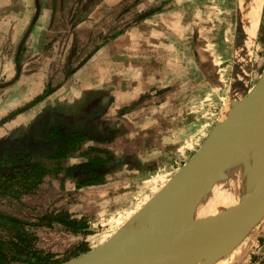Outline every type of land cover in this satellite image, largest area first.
<instances>
[{
	"label": "rangeland",
	"instance_id": "rangeland-1",
	"mask_svg": "<svg viewBox=\"0 0 264 264\" xmlns=\"http://www.w3.org/2000/svg\"><path fill=\"white\" fill-rule=\"evenodd\" d=\"M16 1L14 12L23 13V19L29 3L28 23L2 25L0 83L14 77L18 44L29 28L31 31L19 82L0 89V97L21 81L17 92H24L23 102L17 103L21 95L16 94L9 110H2L0 104V118L12 109H27L25 105L49 86L46 96L33 102L21 120L45 111L74 117L93 113L96 127L112 130L108 140L91 136L70 158L49 161L50 172L31 194L19 187L0 191V241L10 243L17 234L29 236L35 247L63 260L78 245L86 244L91 250L104 242L119 227L115 221L125 222L156 194L221 118L230 104L233 71L238 64L239 0H107L114 4L98 0L97 11L95 7L90 13L94 20L87 18L76 30L70 28L71 10L74 13L76 9L69 8L75 0H65L66 9L59 6L62 3L55 5V0H38L41 7L34 23L37 0ZM245 1L241 0V6L247 16ZM253 4L260 10L258 1ZM47 10L51 16H44ZM45 18L39 28L40 19ZM259 18L255 35L247 43L248 60L242 63L249 74L244 78L247 87L258 80L264 68V9L260 23ZM67 43L72 47L67 49ZM37 52L39 64L30 66L29 60ZM131 59L132 72L126 73ZM85 65L88 70L77 74ZM43 67L49 77L31 76ZM4 69L8 70L5 75ZM7 129L0 128V137ZM89 157L104 161L100 180L62 178L63 166ZM59 211L85 219L88 233H74L60 223L49 225L41 220ZM13 217L28 223L8 220ZM225 257L230 259L227 264H264V218ZM11 264L27 263L16 260Z\"/></svg>",
	"mask_w": 264,
	"mask_h": 264
},
{
	"label": "water",
	"instance_id": "water-1",
	"mask_svg": "<svg viewBox=\"0 0 264 264\" xmlns=\"http://www.w3.org/2000/svg\"><path fill=\"white\" fill-rule=\"evenodd\" d=\"M40 7L37 0L32 23L37 20ZM236 28L238 49L247 41L240 15ZM30 31L29 28L19 44L17 58ZM238 57L236 54L238 64L234 66L230 104L199 149L106 241L60 264H216L261 222L264 158L248 173L237 192V202L218 206V212L211 218L197 216L199 206L209 203L213 195L210 182L221 176L220 165L225 159L228 156L234 161L241 159L249 152L252 138L264 136V68L258 80L247 87L244 80L247 74ZM20 72L19 63L16 76L8 84Z\"/></svg>",
	"mask_w": 264,
	"mask_h": 264
},
{
	"label": "flooded vegetation",
	"instance_id": "flooded-vegetation-1",
	"mask_svg": "<svg viewBox=\"0 0 264 264\" xmlns=\"http://www.w3.org/2000/svg\"><path fill=\"white\" fill-rule=\"evenodd\" d=\"M58 3H62V5H59ZM63 3H65V0L54 1V4L59 5L61 8H64ZM125 12L126 11H124L122 14H125ZM87 18H89V15L88 17H86V19ZM26 47L27 45L25 42L22 46L19 58L16 57L17 51L15 53L16 73L14 77L17 74V67L19 63L21 65L22 71ZM38 64L39 63L31 60L29 62L30 66H37ZM79 68H75V70L77 71V69ZM21 75L22 73L20 74V76ZM20 76L15 79L14 83L19 82ZM14 77H12L11 80ZM5 79L7 78L5 77ZM7 86H10V84L6 85L5 87ZM29 106L30 105H25L24 108L28 107L27 109L23 111L20 110L15 115L10 116L7 121L3 122L0 125V128H8L6 130L7 134L0 137V146L1 144L5 145V148L0 149V152H3L7 147H10L11 145H14L16 143L17 145L15 146V148L8 149L11 150L7 155V157L10 159L8 163L16 164L14 162L15 158H24L23 165L20 168L16 169L12 174V176L15 177L11 181H8V183L13 184L8 187L6 191L11 187H19L23 188L24 192L31 194L32 192L36 191L37 188L41 185V181L38 184L36 183L33 187L32 185L29 186L28 181H32L33 179L25 178L24 175L29 172L34 173V171H30L29 169L28 171H23V173L22 170L25 169L26 166L36 163L37 168L40 169V172L43 170V168H47V173H49V161H53V163H59L70 158V154L78 150V148H81V146H83L85 142L90 140L91 136L95 135V137L98 136L100 138L105 137L104 139L108 140V138L112 135V130L110 128H104V130L101 131L99 127H96V124L94 125L95 119L93 118V113L89 116L83 114L82 117H74V114H68L64 112L62 114L59 111H45L41 114H36V116L33 117L26 118V116H24V118L26 119L21 120V116L24 115L25 111L31 108ZM10 112L11 110L7 115H9ZM64 114H67L68 116ZM63 136H67V140L70 139V143L77 141L79 143L78 148L72 147V149H70V147L72 146L71 144H68V148H66L65 146H62L61 148V144H59L58 141H60ZM83 164L86 166H80ZM103 164V159L94 157L86 158L83 161L72 162L69 164L67 163L66 166H63L65 170L62 178L66 180L71 179L72 177H78L79 181L95 180L96 178H98L99 174H104V172H102L101 170V166ZM77 165H79L80 168H75V166ZM94 167H99L100 169H94ZM20 170L21 172H19ZM47 173L43 175L41 180L45 179V177L48 175ZM38 179L39 177L37 178V180Z\"/></svg>",
	"mask_w": 264,
	"mask_h": 264
},
{
	"label": "trees",
	"instance_id": "trees-1",
	"mask_svg": "<svg viewBox=\"0 0 264 264\" xmlns=\"http://www.w3.org/2000/svg\"><path fill=\"white\" fill-rule=\"evenodd\" d=\"M98 0H75L74 4L71 5V9H76L74 13H72L71 10V21H70V28L76 29L77 26L88 17V15L93 11V9L97 6ZM66 9V8H64ZM68 9V8H67ZM67 12V11H65ZM121 31H119L120 33ZM117 34V33H115ZM72 45L70 43H67V49L71 48ZM24 51V48H23ZM80 62V61H79ZM83 61H81L80 64L75 66V68H79L81 66ZM49 77V76H48ZM9 80H6L4 83H0V89H5L6 85H8ZM47 85V84H46ZM50 87L47 86L46 90L35 97L33 102H38L42 100L46 94L48 93ZM33 102L28 103L27 105H33ZM18 112V109H13L9 115L2 116L0 118V125L7 121L10 116L15 115ZM65 142V143H64ZM59 144L62 146H65L68 148V144H71L72 146L70 149L78 148V142L74 141L70 143V139L67 140V136H63L60 141H58ZM11 145V144H10ZM17 144L11 145L10 147H7L3 152H0V191H6L8 187H10L13 183H8V181H11L14 177L12 174L14 171L18 168H20L23 165L24 158L18 159L15 158L16 164H9L8 161L10 160L7 155L11 150H8L10 148H15ZM5 145L0 146V149H4ZM69 149V150H70ZM64 154V153H63ZM62 154V155H63ZM80 166H86V165H80ZM75 168H80L79 165L75 166ZM99 167H94V169H98ZM34 171V173H26L24 175L25 178H32V181H28V185H32V187L37 183L41 181V178L43 175H45L48 171L47 168H43V170L40 172V169L37 168V164L34 163L33 165L26 166L25 169H21L22 172L24 171ZM100 169V168H99ZM21 170L19 172H21ZM23 172V173H24ZM39 179L37 180V178ZM97 180H100L99 177ZM13 223H19V224H26L28 222L22 221L18 218H8ZM41 220L45 222L46 224H52L53 222L60 223L64 225L67 229L74 233H88V224L85 219H79L76 217H73L69 212L67 211H59L57 213L52 214H46L43 217H41ZM118 223V226L120 227L124 221L122 219L116 220L115 223ZM42 222H38L36 224H45ZM118 227V228H119ZM117 228V229H118ZM115 229V231L117 230ZM114 231V232H115ZM112 232V234L114 233ZM112 234H110L107 238H109ZM15 237H17L16 240H11L10 243H2L0 241V264H11L12 261L20 260L23 262H26L27 264H56L65 262L71 258L77 257L87 251L90 250V248L86 244L78 245L74 251L71 253V255L63 260L55 259V254L51 252H46L42 249H39L35 247V245L32 244L29 236H23L22 234H17ZM106 238V239H107Z\"/></svg>",
	"mask_w": 264,
	"mask_h": 264
},
{
	"label": "bare ground",
	"instance_id": "bare-ground-1",
	"mask_svg": "<svg viewBox=\"0 0 264 264\" xmlns=\"http://www.w3.org/2000/svg\"><path fill=\"white\" fill-rule=\"evenodd\" d=\"M257 1L261 4L263 0H246L243 3V6H246L247 8V16L245 14L244 7L241 6L240 9V12L245 18V23L243 21L244 19L241 18L242 31L247 35L246 43L237 49V54L239 56L238 60L241 63H243L245 60H248V56L244 53V51L247 50V43L249 42L250 38L255 35L256 32L260 10L257 8V5H254L253 3ZM246 66H248V63ZM233 147V145L230 146L229 151L233 149ZM248 151L249 152L245 155H242V158L239 160L234 161V158H229L228 156L220 165L221 176L218 178H214L210 182V184L213 185V195L212 197H210L209 203H206L207 205L201 204L199 206L197 216L201 215L206 216L207 218H211L212 214L218 212V206H228L237 202V192L241 190L244 181L247 180L248 173L253 168L256 169L260 164V160H263L264 158V136L259 135L258 137L252 138V140L249 142ZM223 172H225L224 175L222 174Z\"/></svg>",
	"mask_w": 264,
	"mask_h": 264
},
{
	"label": "crops",
	"instance_id": "crops-1",
	"mask_svg": "<svg viewBox=\"0 0 264 264\" xmlns=\"http://www.w3.org/2000/svg\"><path fill=\"white\" fill-rule=\"evenodd\" d=\"M102 1V0H101ZM101 1H98V4H97V6H96V11H97V9H98V7H99V3L101 2ZM18 1H16V0H0V45H4V43H3V40L4 39H2V36H1V33H2V30H3V27H2V25H11V24H13V23H15V22H19V23H22L23 22V20L26 22V23H28V21H27V13H28V9H29V3H28V0H22V1H20V2H25V3H28V4H26V9H25V11H24V13H25V16H24V19H23V13H19V14H16L15 12H14V6H15V4L17 3ZM114 4V2L112 1L111 3H109V1H107V0H104V1H102L100 4ZM27 5H28V7H27ZM241 0H239V15H240V17L242 18V19H244L243 21H244V23H245V18H244V16L242 15V13L240 12L241 10ZM263 9H264V0L262 1V3H261V8H260V18H259V23L261 22V18H262V13H263ZM94 10V11H95ZM48 12H46L45 13V15L44 16H51V11L50 10H47ZM96 13V12H95ZM94 13V14H95ZM47 18V17H46ZM46 18L45 19H40V21H39V23H40V26H39V28H41V24L43 23V20H46ZM89 19H91V21H93L94 20V15L93 14H90L89 15ZM2 28V29H1ZM258 29H259V24H258V27H257V32H258ZM257 34V33H256ZM10 37H8L7 39H9ZM6 39V40H7ZM124 54V53H123ZM125 54L127 55V53L125 52ZM131 54H133V55H135V53H131ZM43 55V54H42ZM34 58H32L31 59V61H34V62H36V63H39L38 62V58H39V54H38V52L37 53H34ZM30 61V60H29ZM41 63V62H40ZM129 64V66L126 68L125 67V65L123 66L124 68H126V71L124 70V72H128V73H130V72H132V67H133V65H131V64H133V60L131 59L129 62H128ZM108 64V63H107ZM103 65H105V64H103ZM102 65V68L104 69L105 68V66H103ZM5 66H6V69L8 68V70H11V66L9 65V64H5ZM119 65H117V67H118ZM121 66H122V64H121ZM88 67H89V65L88 66H84L83 68H81L78 72H77V74H79L80 72H82L83 70H88ZM1 68V67H0ZM6 69H4V75H5V72H7L8 70H6ZM39 70H41V71H39ZM34 71H39V73L38 74H32L31 76H40L41 78L43 77V75L47 78L48 77V75L47 74H45V73H47L48 72V69L45 67H43L42 69H40V68H37V69H35ZM107 72H112V71H108V69L106 70ZM116 71V70H115ZM41 73V74H40ZM43 74V75H42ZM76 74V75H77ZM106 77V76H105ZM45 78V79H46ZM103 82V81H102ZM84 83H86V81H84ZM23 83H21V81H20V85H18V86H16L15 88H13V86L11 87V89H10V91H8V93H7V95H4L5 93H3V95L0 97V104H2L1 106H3L2 107V110L3 109H7V110H9L10 108L9 107H11V104H12V101H13V96L14 95H21V98L20 99H18L19 101L17 102V103H21V102H23V91L21 90L20 92H17L18 91V87H20L21 85H22ZM88 86H85V88H87ZM11 101V102H10ZM10 102V103H9ZM5 104H7V105H5ZM1 110V109H0ZM227 256V255H226ZM228 262H230V259H229V257H223L221 260H219L216 264H227Z\"/></svg>",
	"mask_w": 264,
	"mask_h": 264
}]
</instances>
